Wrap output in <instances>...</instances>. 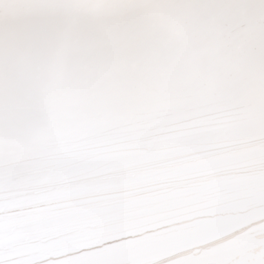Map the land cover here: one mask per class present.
Listing matches in <instances>:
<instances>
[{
  "label": "snow or ice",
  "instance_id": "obj_1",
  "mask_svg": "<svg viewBox=\"0 0 264 264\" xmlns=\"http://www.w3.org/2000/svg\"><path fill=\"white\" fill-rule=\"evenodd\" d=\"M0 264H264V0H0Z\"/></svg>",
  "mask_w": 264,
  "mask_h": 264
}]
</instances>
